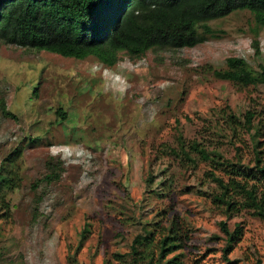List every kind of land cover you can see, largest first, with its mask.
<instances>
[{
  "label": "rangeland",
  "instance_id": "rangeland-1",
  "mask_svg": "<svg viewBox=\"0 0 264 264\" xmlns=\"http://www.w3.org/2000/svg\"><path fill=\"white\" fill-rule=\"evenodd\" d=\"M253 24L251 14L240 11L208 22L215 37L202 45L148 52L137 64L123 56L114 68L92 57L80 61L41 53L36 60L24 58L21 48L0 47V94L21 118L0 124V156L11 151L14 139L42 133L41 140L23 144L26 152L18 164L24 188L11 195V220L0 221L7 261L103 264L106 257L130 250L137 221L178 217L191 229L185 264H223L226 236L220 222L231 231L237 224L244 229L231 259L256 264L258 257L264 264V219L249 210L227 217L209 195L218 190L206 175L209 163L197 159V167L187 161L183 166L171 152L182 134L187 145L199 143L234 162L241 147L243 163L253 165L244 130L228 138L216 130L227 128L221 116L228 109L237 115L250 106L264 109V90L216 79L209 70L225 69L230 57L252 55ZM261 42L264 52V30ZM35 86L39 96L31 99ZM58 107L69 116L62 125ZM51 155L64 161L65 172L59 183L38 189L44 216L34 224L27 186ZM161 169L165 172L156 181L170 178L172 184L164 197L150 191L146 181ZM85 228L90 233L79 249Z\"/></svg>",
  "mask_w": 264,
  "mask_h": 264
},
{
  "label": "trees",
  "instance_id": "trees-1",
  "mask_svg": "<svg viewBox=\"0 0 264 264\" xmlns=\"http://www.w3.org/2000/svg\"><path fill=\"white\" fill-rule=\"evenodd\" d=\"M248 11L253 18L252 55L230 57L225 69L210 72L216 79L240 87L254 86L264 90V52L261 32L264 30V0H0V47L15 46L24 49V58L38 60L41 53L58 55L66 59H96L107 68L116 67L126 56L137 64L148 52L156 54L175 53L184 48H194L215 37L208 22L224 19L230 15ZM39 86L33 87L31 99L38 98ZM264 92V91H263ZM229 112L221 116L225 127H218L216 134L236 136L242 129L250 137L253 165L243 163L241 147L237 148L236 162L225 159L219 152H209L199 143L187 145L181 134L179 146L171 152L184 163L198 166L199 160L207 162L210 170L206 174L218 190L210 193L227 217L245 210L264 219V194L260 192L264 180V109L251 106L244 114ZM58 124L69 121L63 107L56 109ZM21 118L9 108L6 95L0 94V124L18 121ZM258 120V121H256ZM50 132V131H46ZM42 133L28 134L19 142L14 139L11 151L0 156V221L7 223L13 216L11 195L24 188V178L19 167L23 159L26 140L37 142ZM196 154L194 157L193 155ZM38 175L27 186L32 198L30 210L32 223L44 215L41 204L44 201L38 189L43 184L54 186L65 172L64 161L56 156L46 157ZM149 174L147 187L158 197L170 193V178L156 181L164 173ZM167 191V193H164ZM139 231L127 253H114L106 257L103 264H185V250L190 241L191 229L181 223L178 217L156 222L137 221ZM226 236L222 249L223 264H240V259L230 255L244 235L242 224L231 231L226 222H220ZM85 228L79 249L84 244ZM4 226L0 223V264H10L4 250ZM17 248V246H16ZM256 264H263L257 257Z\"/></svg>",
  "mask_w": 264,
  "mask_h": 264
},
{
  "label": "clouds",
  "instance_id": "clouds-1",
  "mask_svg": "<svg viewBox=\"0 0 264 264\" xmlns=\"http://www.w3.org/2000/svg\"><path fill=\"white\" fill-rule=\"evenodd\" d=\"M15 47V46H14ZM18 48H20V47H18ZM22 49V48H21ZM24 50V49H23ZM58 56V55H57ZM61 57V56H60Z\"/></svg>",
  "mask_w": 264,
  "mask_h": 264
}]
</instances>
